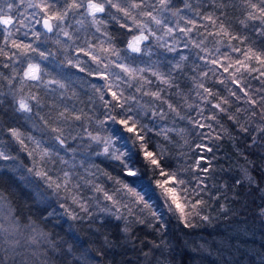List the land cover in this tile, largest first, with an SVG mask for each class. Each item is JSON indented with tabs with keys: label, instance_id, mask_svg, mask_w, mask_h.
Returning <instances> with one entry per match:
<instances>
[{
	"label": "snow or ice",
	"instance_id": "1",
	"mask_svg": "<svg viewBox=\"0 0 264 264\" xmlns=\"http://www.w3.org/2000/svg\"><path fill=\"white\" fill-rule=\"evenodd\" d=\"M262 41L264 0H0V68L9 70L0 71V133L6 131L33 159L30 174L71 201L61 204L71 219L99 222L98 255L129 245L136 249L137 241L147 246L135 227L164 231L167 214L186 229L211 225L213 205L222 214L230 211L220 203L228 200V184L209 182L216 172L213 142L235 141L236 132L251 141L250 150H264ZM57 54L64 57L60 67L102 81L90 83L87 111L68 105L76 93L68 96L65 83L45 78L43 62ZM41 92H59L60 103L48 105ZM44 107L47 117L40 114ZM245 115L249 119L241 122ZM37 118L51 133L47 145L14 126L21 119L35 126ZM96 158L118 163L122 178ZM37 164L44 168L37 170ZM17 168L0 140V174ZM242 172L249 186L256 183L249 168ZM101 176L114 187H106ZM142 176L148 183L139 189L129 183ZM256 190L264 195V188ZM46 202L43 197L38 205ZM257 215L264 219V206ZM111 220L122 224L123 243L104 231ZM73 244L83 249L78 237ZM161 247L141 249L146 264ZM57 255L62 264H69V256L77 264H96L87 249L75 257L72 246L58 243L0 193V264H57ZM260 261L264 264V254Z\"/></svg>",
	"mask_w": 264,
	"mask_h": 264
},
{
	"label": "trees",
	"instance_id": "2",
	"mask_svg": "<svg viewBox=\"0 0 264 264\" xmlns=\"http://www.w3.org/2000/svg\"><path fill=\"white\" fill-rule=\"evenodd\" d=\"M56 49L57 47H54V50ZM155 58L153 56V59ZM63 59L60 54L54 57L58 65ZM46 68L49 72L47 78H53L55 74L61 72L63 83L67 85L68 96H72L73 92L76 93L75 98L67 101L68 105L75 104L78 108H85L87 111L86 105H88L89 96L92 95L89 85L90 83L100 85L101 82L68 66H59L60 69H55L53 66ZM0 71L8 74L9 70L0 68ZM3 84V91L7 93V82L3 81ZM253 85L256 86L255 81H253ZM41 95L44 96L43 92ZM58 95L59 92L56 96ZM56 96L49 94L44 96V100L48 105H51L54 100L60 103ZM95 104L98 108L99 100H96ZM48 112L49 108L44 107L40 114L47 117ZM17 115L23 116L25 114L18 113ZM248 119V116L245 115L241 122H247ZM256 120L259 122L258 117ZM222 122L225 127H231V122L226 120ZM30 123L28 120L21 119L19 125L14 126L20 127L26 136L36 134L48 143V137L51 133L43 122L38 118L35 121L40 126L42 134L32 132ZM233 135L236 137L235 141L225 138L213 142V153L215 154L213 166L216 168V172L213 173L212 179L209 181L215 184H228V200L222 199L220 203L228 204L230 211L227 214H222L218 207L213 205L216 211L212 213L214 218L211 225L194 229L184 228L171 214L164 215L161 221V224H166L164 231L156 232L143 225H137L135 234L139 240L145 241L147 246L137 241L136 249L129 245L126 248L118 247L115 250H109L107 255H98L101 250V240L94 234V229L99 227V222L94 224L87 218L71 219L61 207L62 203L68 207L71 201L58 200L59 197L54 195L49 196L50 189L44 181L35 176L34 173L28 172V169L34 166L31 157L20 150L19 145L11 140L6 131L0 133V140L4 141L9 154L16 157L18 168L0 174V193L14 209L23 210L25 215L30 216L40 229L50 233L58 243L63 242L65 248L72 246L75 257H79L81 251L87 249L89 255L95 259L96 264H109V261H124L125 264H146L141 249L143 252L149 251L152 243L162 245L161 249L154 251L149 258L152 264H237L238 261L243 262V264H261L260 254H264V219L259 217L257 212L261 206H264V195L256 189L257 186L264 188V150H250L248 148V144L251 143L250 140H245L242 134L236 132H233ZM193 146H195V141ZM213 153H208V155L213 156ZM3 163L11 165L13 162L4 161ZM96 163L117 179L122 178L118 163L109 162L103 158H96ZM137 163L139 165V161ZM245 167L249 168L251 175L255 177L256 183L251 186L244 179L242 169ZM220 168H224L226 172H220ZM78 171H82V169H78ZM123 178L128 179L127 177ZM100 179L104 180L106 187H114L112 181H107L103 176ZM237 180H241L242 183L237 184ZM129 183L134 184L139 189L142 184L148 183V179L146 176H142L136 181H129ZM236 193L239 195L237 196ZM43 197L47 198V202L38 205V200ZM152 202L157 205L159 203L156 199H153ZM38 206L39 211H37ZM159 211L164 212V209L159 208ZM120 227H122L120 222L111 220L105 225L104 231L110 234V239L123 243L120 239ZM73 237L79 238L83 244V249L77 250L78 246L73 244ZM113 252L120 254L113 255ZM56 259L57 264H62L58 255ZM66 259L69 264H77L72 256Z\"/></svg>",
	"mask_w": 264,
	"mask_h": 264
},
{
	"label": "rangeland",
	"instance_id": "3",
	"mask_svg": "<svg viewBox=\"0 0 264 264\" xmlns=\"http://www.w3.org/2000/svg\"><path fill=\"white\" fill-rule=\"evenodd\" d=\"M21 10H23V9H21ZM47 47L48 48H50L51 49V51L53 52V53H56L57 52V49L56 50H54V47H57V46H55L53 43H51V42H48V44H47ZM62 57H63V55H61ZM64 58V57H63ZM44 64H46L45 66L46 67H50V66H53L55 69L57 68V69H60L59 68V65H58V62H56L55 60H50V61H46V62H43ZM50 65V66H49ZM46 79H58V80H61V82H63V77H62V75H61V72L60 73H58V74H55V76L53 77V78H47V77H45ZM97 81H99V80H97ZM99 82H101L102 83V81H99ZM31 123H30V127H31V130H32V132H39V134H42V130L39 128L40 126L38 125V123H35V126H33V122L32 121H30ZM35 140H37V141H41V143H43L44 145H47V143L46 142H44L43 141V139L41 138V137H38L36 134H30ZM27 143L29 144V147L31 148V147H33V145H32V143L30 142V141H27ZM65 158H67V157H65ZM32 161H33V159L32 158H30ZM38 159V158H37ZM33 163H34V161H33ZM35 167H36V169L37 170H42L43 168H44V165H42V164H37V165H35ZM52 174V176H53V179H56V172H55V170L51 173ZM45 183V182H44ZM46 184V183H45ZM47 185V184H46ZM48 189H50V194H49V196H56V197H59L58 198V200H62V199H64V193L63 192H60L59 194H56V193H54V191H53V189H51V188H49L48 187Z\"/></svg>",
	"mask_w": 264,
	"mask_h": 264
}]
</instances>
